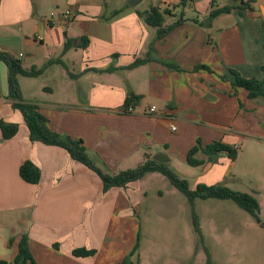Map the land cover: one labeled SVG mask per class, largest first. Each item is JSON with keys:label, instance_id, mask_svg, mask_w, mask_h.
<instances>
[{"label": "crops", "instance_id": "obj_1", "mask_svg": "<svg viewBox=\"0 0 264 264\" xmlns=\"http://www.w3.org/2000/svg\"><path fill=\"white\" fill-rule=\"evenodd\" d=\"M127 1L0 0V51L26 69L55 62L39 78L19 77L24 102L39 108L53 132L82 140L95 163L112 174L148 160L179 173L175 162L188 165L198 141L202 147H238L244 139L263 145L264 98L250 99L221 76L233 69L264 81V0H148L143 10L146 0L135 8ZM153 7L171 12L166 26L181 13L185 23L157 39V30L140 16ZM224 7L234 9L211 17ZM66 10L70 21L62 17ZM52 14L59 25L49 24ZM66 43L71 47L63 53ZM137 59L148 61L128 69ZM199 66L212 72L196 71ZM8 79L0 62V120L19 127L10 140L0 129V261L13 264L26 237L37 264L124 262L137 244L135 185L151 178L164 182L163 175L150 173L138 184L104 192L100 177L65 149L30 140L9 99ZM130 93L141 99L125 115ZM196 158L205 161L192 167L199 173L196 187L224 184L237 162L225 154L208 161L199 152ZM26 161L41 171L36 185L20 177ZM80 248L96 254L74 256Z\"/></svg>", "mask_w": 264, "mask_h": 264}, {"label": "rangeland", "instance_id": "obj_2", "mask_svg": "<svg viewBox=\"0 0 264 264\" xmlns=\"http://www.w3.org/2000/svg\"><path fill=\"white\" fill-rule=\"evenodd\" d=\"M154 3L160 4L159 0ZM147 6L148 0L139 8ZM251 143L248 139L240 142L233 175L219 186L253 194L264 220V144ZM175 163L180 171L175 173L195 189L198 170L178 159ZM161 178L164 182L151 178L143 181L141 188L135 185L134 194L140 198L139 216L134 220L138 249L126 260L134 257L136 264H207L210 257L213 264H264V229L246 211L230 200L197 199L192 206L167 178Z\"/></svg>", "mask_w": 264, "mask_h": 264}, {"label": "trees", "instance_id": "obj_3", "mask_svg": "<svg viewBox=\"0 0 264 264\" xmlns=\"http://www.w3.org/2000/svg\"><path fill=\"white\" fill-rule=\"evenodd\" d=\"M233 7H224L216 9L211 12V17H217L222 14L230 13ZM172 15L169 10H161L158 7H153L149 11L140 14L145 23L157 30V39H162L170 34L173 30L185 23L184 14L178 15V19L172 25H165L166 17ZM176 17V15H175ZM87 46L84 44L83 47ZM70 44L66 43L64 52L70 49ZM59 61V60H58ZM147 59H137L128 69H134L141 65H144ZM0 62H3L9 69V99L14 101L13 107L23 115L24 121L30 132V140L32 142H40L47 146H55L65 149L73 160L85 165L94 173H96L104 184V192L110 188H125L131 183H135L143 179L147 174L160 173L171 183L173 187L183 193L189 203L193 206L195 200L202 199H217V200H230L233 201L242 210L246 211L252 218L256 220L258 225L264 229V220L261 218L260 206L254 197V195L248 193L233 192L224 186H206L198 185L196 189L192 190L186 179L179 177L175 171L166 165L159 164L155 161L148 160L146 163L138 166L135 169H129L126 171L112 174L108 171L100 168L95 161L89 156L86 147L82 140H73L69 136L61 135L53 132L48 127L47 118L42 115L39 108L36 105L28 104L24 102L22 91L20 88L19 77L25 78H39L43 75L45 69L55 63L54 61L48 62V64L37 69L32 67L26 69L22 62L13 57L12 55L0 51ZM205 69L209 72L212 70L206 66H199L195 70ZM264 70V66H263ZM221 79L226 82H230L233 89L237 90L242 88L248 92L250 99L264 98V81L260 82L256 79L243 78L237 71L233 69H227L221 76ZM141 97L133 93H130L126 99L122 114L129 115L132 112L129 109H133L139 103ZM0 129L4 140H10L18 133L19 127L16 124H10L4 120H0ZM202 152L207 156L208 161H212L216 156L220 154L227 155L232 161H235L239 155V148L224 144L222 142H214L210 145L202 147L200 141L194 146L188 153L187 163L190 167L202 166L205 161L198 160L196 155ZM20 177L28 184L36 185L41 180V171L32 162L26 161L20 167ZM196 231L200 232L197 224L195 223ZM138 244L132 251L131 255L137 252ZM96 254L95 250H87L84 248L75 249L73 255L76 257H89ZM0 264H12L6 261H0ZM13 264H37L30 253L28 240L24 237L19 246L18 256ZM119 264H135L132 261L125 260ZM207 264H213L210 257H208Z\"/></svg>", "mask_w": 264, "mask_h": 264}, {"label": "built area", "instance_id": "obj_4", "mask_svg": "<svg viewBox=\"0 0 264 264\" xmlns=\"http://www.w3.org/2000/svg\"><path fill=\"white\" fill-rule=\"evenodd\" d=\"M62 17L65 21H70L73 18V14L70 10H66L63 14ZM49 24L52 26H57L60 24L59 16L57 14H52L51 17L49 18ZM156 110L155 107L151 108V111L154 112ZM130 112H133V108L131 107L129 109ZM175 130V128H173ZM1 242V239H0Z\"/></svg>", "mask_w": 264, "mask_h": 264}, {"label": "water", "instance_id": "obj_5", "mask_svg": "<svg viewBox=\"0 0 264 264\" xmlns=\"http://www.w3.org/2000/svg\"><path fill=\"white\" fill-rule=\"evenodd\" d=\"M143 0H128L127 3L131 8H135L138 4H140ZM160 161V160H159ZM161 163H165L164 161H160Z\"/></svg>", "mask_w": 264, "mask_h": 264}]
</instances>
